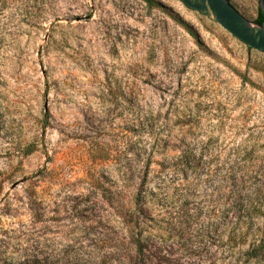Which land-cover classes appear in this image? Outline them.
I'll return each mask as SVG.
<instances>
[{
	"label": "rangeland",
	"instance_id": "rangeland-1",
	"mask_svg": "<svg viewBox=\"0 0 264 264\" xmlns=\"http://www.w3.org/2000/svg\"><path fill=\"white\" fill-rule=\"evenodd\" d=\"M152 1L0 0V264H264L244 254L261 220L238 230L231 208L264 202V55ZM142 183L148 229L183 199L190 221L145 261L117 216Z\"/></svg>",
	"mask_w": 264,
	"mask_h": 264
},
{
	"label": "trees",
	"instance_id": "trees-1",
	"mask_svg": "<svg viewBox=\"0 0 264 264\" xmlns=\"http://www.w3.org/2000/svg\"><path fill=\"white\" fill-rule=\"evenodd\" d=\"M149 4H152V0H143ZM230 1V0H229ZM264 4V0H260V4L258 6L257 17L254 21L258 24L264 23V11L261 4ZM249 48V47H248ZM251 49V48H250ZM152 131V130H151ZM153 134V133H152ZM158 136H155V138ZM155 142V140H154ZM195 155L188 149H184L177 156L176 161L173 163V166L176 170H180V172L187 171L188 168H193L197 165L195 161ZM151 158L145 162V167L148 169L151 165ZM193 166V167H192ZM196 168V167H195ZM194 168V169H195ZM147 173V172H146ZM146 176V175H145ZM143 179H145L143 177ZM143 183L141 188L138 189L131 201L129 207L120 204V211L118 213V217L120 218V222L123 224L125 231L128 234V237L135 249V252L143 258V261L147 258V251L149 250L150 243L157 238L171 237L172 235L177 236H185L188 234L190 221L186 218L185 211L187 209L186 199H183L179 205L177 206L178 210V220L179 225H173L171 223H167L168 227L165 229V232L154 233L150 229L147 228V218L149 216L148 209L145 204L141 201V193L143 191ZM233 201H232V214L234 216L235 222L233 224L238 226V230H240L241 225L246 226L247 228L250 225H253L252 222L255 220H261L260 224L257 226L256 231L252 235V243L250 248H248L244 254L255 260V261H263L264 260V202L260 203L257 199L253 197H249L245 199L241 197V193L236 191H232ZM178 228V230H175ZM203 232V231H202ZM257 232V233H256ZM191 234V232H189ZM241 233H237V229H230V232L227 237V243L230 244L234 241L239 240L238 236ZM257 234V235H255ZM161 242V241H160ZM240 242H243L241 240ZM232 247V246H231ZM87 264L92 263V258L86 260ZM162 264V263H161Z\"/></svg>",
	"mask_w": 264,
	"mask_h": 264
},
{
	"label": "water",
	"instance_id": "water-1",
	"mask_svg": "<svg viewBox=\"0 0 264 264\" xmlns=\"http://www.w3.org/2000/svg\"><path fill=\"white\" fill-rule=\"evenodd\" d=\"M219 24L247 47L264 55V23L258 24L244 17L229 0H180ZM264 11V4L262 3Z\"/></svg>",
	"mask_w": 264,
	"mask_h": 264
}]
</instances>
